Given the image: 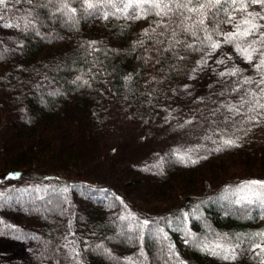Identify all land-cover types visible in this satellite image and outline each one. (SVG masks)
<instances>
[{"label": "trees", "instance_id": "1", "mask_svg": "<svg viewBox=\"0 0 264 264\" xmlns=\"http://www.w3.org/2000/svg\"><path fill=\"white\" fill-rule=\"evenodd\" d=\"M132 2L135 10L127 12L110 11L95 0L0 5V195L9 194L13 211L30 217V224L13 227L10 218L0 216V234L9 228L21 234L27 254L13 257L15 264H75V258L78 264H254L252 255L215 258L204 249L264 239V206L238 199L244 178L264 181V144L251 156H240L244 178H224L201 194L186 189L173 200L163 191L154 219L160 235L151 238L146 217L136 216L142 211L137 199L74 176L109 125L165 130L192 114L199 120L208 112L218 115L223 105L233 108L251 91L247 77L235 73L238 82L205 85L178 103L175 92L203 48L207 24L179 22L161 5ZM59 136L75 149L68 158L59 149ZM242 150L245 146L233 151L239 157ZM136 157L127 165L138 163L142 176L163 187L170 180L163 172L182 166L175 159L144 163ZM197 166L181 168L194 180ZM248 167L254 169L250 175ZM210 168L201 174L204 181L214 177ZM172 241H178L176 261L166 253Z\"/></svg>", "mask_w": 264, "mask_h": 264}, {"label": "rangeland", "instance_id": "2", "mask_svg": "<svg viewBox=\"0 0 264 264\" xmlns=\"http://www.w3.org/2000/svg\"><path fill=\"white\" fill-rule=\"evenodd\" d=\"M95 1L99 6L100 4L103 6L105 4L110 11L119 12L129 11L130 8L126 7V5L130 2L133 3L132 0ZM156 2L159 3V6H163L161 11L166 9L164 10L166 12H163L164 14H168L173 19L175 16L179 22H199L202 18L201 11H189V9H198L200 3H203L204 0H193L190 4L187 3V0H156ZM144 4L152 5L151 3ZM182 5L187 6L184 7ZM249 13L259 15L249 16ZM206 15L207 18L204 24H207L206 27L209 32L207 36L211 35L213 41L220 42L221 47L213 51L210 42L207 39L204 40L203 48L194 60L191 69L184 75L182 82L175 92L174 99L178 103L183 104L188 102L205 85H211L213 88H226L229 86L232 78L238 82L240 75L247 77L246 82L249 85L246 89L251 88V91L239 99V103L236 104L237 106L229 108L230 106L223 105L218 115L208 112L202 120H199V118H195V115L192 114L186 119L170 123V126L165 130L152 131L148 127L142 129L137 126H123L118 123L109 125L104 131L106 134L97 136L96 143L93 144V150H89L87 157L82 161L83 163L78 165L79 169L74 171V176L78 177V174H80V177L92 186L105 184L110 188L125 191L131 199H137L142 204V211L138 212L139 215L136 216L146 217V220L149 222L146 225V234L150 238L156 237L158 234L160 235V232L157 230L158 223L154 219L155 212L163 207V198L161 201L156 200L157 197H162L163 191L173 200L177 198L175 195L182 193L186 189H191L192 193L201 194L215 189L224 178H244L245 171L247 170L239 166L240 159H243L240 156L246 155L249 157L255 152L254 147L257 144H264V127L261 126L264 123V110L261 111V108H264L261 107L264 105V83H261V81H264V78L261 77V70L263 68L257 69L254 67V65L260 62V58H262L260 53L264 52V39L260 37V33L264 32V27H261L255 35H250L243 39L237 37L233 43H223V34L235 32L237 25H240L241 31L249 27L248 24L243 23L244 20L264 26V19H261V17H264V4L253 3L251 0H237L235 5L222 2L221 5L214 7L211 11H207ZM253 41H256V43H252ZM237 44H239L241 49L251 50V48H256L259 50L253 54L251 63L247 62L237 53ZM221 60L224 62H217ZM216 67L221 69V73L224 69L223 73L225 75H220ZM233 69H238L236 73H239V76L231 74ZM216 72H218V75ZM72 109L74 108L71 107ZM199 121L203 122V126L198 128L197 123ZM241 133L244 136H241L239 141H237ZM248 135L251 136L250 139L247 138ZM225 140H234L236 145L239 146V151L244 146L245 150H242V153L238 157L233 151L238 146H226L224 144ZM247 141H251L253 145L246 144ZM57 143L59 149H61L67 158L69 152H74L72 150L74 147L71 146L66 137L59 136ZM113 147L117 149L115 152L112 150ZM217 149L220 150L217 151ZM136 156H140L144 163L146 160L156 163L161 160L169 161L170 159H175L177 164L182 165L181 167L185 163L191 165L190 161L196 160L198 162L194 165L198 164L195 167L198 175L194 180H189L184 168H176L170 172L164 171V175L170 177V180H167L163 187L160 184H155L152 177L147 179L146 176H142V173L138 170V165H136L138 163L127 165V162L137 158ZM181 156L187 162H182ZM210 156H212L211 162H205ZM247 157L244 156V159ZM210 166L209 171L214 177L204 181L201 174H208L205 171ZM217 166H220L221 170H217ZM251 169L252 167H248L249 175L250 172H254V169ZM243 180L247 182L246 178ZM20 185L18 183L17 187ZM241 189L244 190L242 191ZM253 191H260L259 186H254L252 191H249L245 188L244 183H242L238 199L244 201L243 197L248 196L254 201L256 197L253 196ZM102 195L103 193L100 192V196ZM257 204L264 206V203ZM131 213L135 215L137 211L131 209ZM0 216L2 218L3 216L10 218L13 227L30 224L29 216L13 211L9 194L6 196L0 195ZM2 233L3 235L0 234V264H15L16 261L13 257L25 256L27 248L25 249L18 241L21 239V234L15 228H9L6 232ZM28 243L26 242V246H28ZM177 244L178 241L167 243L166 253L169 258L175 261L179 260L175 251V247L178 246ZM216 245H221L222 247L215 248ZM211 248H215V251L218 253V255H213L215 258L252 255L254 264H262L264 262V252L261 251L264 248V239L261 236L250 242L232 246L217 242L211 244ZM75 262V264L80 263L78 258H75ZM23 264L29 263L23 262Z\"/></svg>", "mask_w": 264, "mask_h": 264}, {"label": "snow or ice", "instance_id": "3", "mask_svg": "<svg viewBox=\"0 0 264 264\" xmlns=\"http://www.w3.org/2000/svg\"><path fill=\"white\" fill-rule=\"evenodd\" d=\"M192 2H193V0H187L188 4H190ZM222 2H227V3H231L232 5H235L237 3V0H204L203 3H200V6H199L198 9L197 8H190L189 11H201L202 18L199 20V23L203 24L205 22V19L207 18L206 12L207 11H211L214 7L221 5ZM251 2L264 4V0H251ZM4 3H5V0H0V5H2ZM135 3L139 4V5H143L144 3H151L153 7H159V3L156 2V0H135ZM88 6H89V8L94 7V5L91 4V3H89ZM182 6L186 7L187 5H182ZM126 7L133 8V10H135L134 6H133V3H131V2L129 4H127ZM245 7H246V5H245ZM157 14L159 15V13H157ZM257 15H259V14L249 13V16H257ZM136 18L139 19L141 17H136ZM261 19H264V17H261ZM230 20H231V18H230ZM243 23L244 24H248L249 27L246 28L244 31H241L240 30V25H237L235 32L223 34L224 35L223 43H233L237 39V37L243 39V38H246V37H248L250 35H255L259 31V29L261 27H264L262 25L251 23L248 20H244ZM260 37L262 39H264V32L260 33ZM206 39L210 42V46H211L213 51H215L216 49L221 47V43L218 42V41H213L211 35L207 36ZM252 43H256V41H253ZM236 51L247 62L251 63L252 59H253V54L256 53L259 50L256 49V48H251V50H249V49H241L239 44H237L236 45ZM260 56L262 57L260 59V62L258 64H256V65H254V67H256L257 69H259L260 67L264 66V52H261ZM217 62L218 63H223L224 61L221 60V61H217ZM236 71H238V69H233L231 74L235 75ZM220 75H225V73H221ZM261 83H264V81H261ZM261 107H264V105H262ZM224 144L226 146H238V145H236V142L234 140H225ZM219 150L220 149H217V151H219ZM180 159H181L182 162H187V161L184 160L183 156H181ZM190 162L192 164H195L198 161L191 160ZM9 175H18V174H9ZM244 186L249 191H252L254 186H259V188H260V191H253V196L256 197V199L254 201L251 200L248 196L243 197L244 201H246L248 203H264V195H262V193H264V181H256V180L247 181V182H244ZM241 190L243 191L244 189H241ZM237 202L239 203L240 201H237ZM143 223L145 225H147L149 222L147 220H145ZM261 235H264V234H261ZM220 247H222V246L221 245H216L215 246V248H220ZM215 248H211V249L206 248L204 250L205 251H210L213 255H218V253L215 251ZM261 251L264 252V248H262ZM229 258L235 259V256H232V257L224 256V259H229ZM262 264H264V262H262Z\"/></svg>", "mask_w": 264, "mask_h": 264}]
</instances>
